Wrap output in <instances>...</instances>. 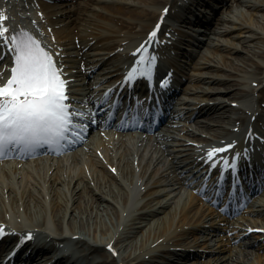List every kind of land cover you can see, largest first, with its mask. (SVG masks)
<instances>
[{
    "label": "bare ground",
    "instance_id": "6f19581e",
    "mask_svg": "<svg viewBox=\"0 0 264 264\" xmlns=\"http://www.w3.org/2000/svg\"><path fill=\"white\" fill-rule=\"evenodd\" d=\"M25 1L0 0V7H19ZM169 3L172 12L177 0H55L42 5L69 54L67 69L80 76L85 61L87 68L99 66L98 74L109 77L126 49L145 37ZM221 4L227 6L218 15L220 7H213L211 15L199 18L212 23L211 35L185 87L180 127L141 144L135 135L109 133L90 142L88 150L60 159L0 163V221L29 227L46 238L79 235L78 241L91 251L111 258L110 264H198L190 257L203 256L201 249L211 255L203 264H264V232L249 233L240 246H228L216 237L222 219L184 187L193 183L199 167L192 161L193 148L185 143L196 135L194 124L215 130L212 138H226L232 133L229 125L246 124V109L257 110L264 101V0L216 3ZM21 12L26 15L30 9ZM191 116L195 118L188 123ZM142 186L149 188L143 192ZM256 210L260 216L249 218L246 227L236 224L238 236L249 226L264 227V202ZM113 241L117 257L105 248ZM165 243L162 260L159 251ZM177 246L183 250H173ZM96 263L109 264L108 259Z\"/></svg>",
    "mask_w": 264,
    "mask_h": 264
},
{
    "label": "snow or ice",
    "instance_id": "6c2138e0",
    "mask_svg": "<svg viewBox=\"0 0 264 264\" xmlns=\"http://www.w3.org/2000/svg\"><path fill=\"white\" fill-rule=\"evenodd\" d=\"M164 12H167L166 8ZM7 19L0 10V53H3L0 59L10 54L13 60L10 75L0 82V158L13 153H35L42 145L53 146L59 152L65 141L78 143L84 139L87 125L74 123V120H95L90 111L77 109L68 102L63 60L58 61L28 30L21 28L9 34L4 23ZM158 29L159 24L148 34V40L135 50L136 53H142L150 43L158 42ZM57 56H62V53L57 52ZM156 59L155 53L141 55L135 60L136 67L127 73L126 82L137 76L150 78ZM2 76L3 72H0ZM161 84L165 85V82L161 81ZM249 136H252L251 132ZM232 147L233 144L211 147L205 159L215 167L213 158ZM239 156L240 153H235L236 158ZM219 159L228 164L227 157ZM232 166L235 167L234 164ZM4 234L5 227L0 225V236ZM25 238H31V233H27ZM107 247L111 249L112 245Z\"/></svg>",
    "mask_w": 264,
    "mask_h": 264
},
{
    "label": "rangeland",
    "instance_id": "374dc122",
    "mask_svg": "<svg viewBox=\"0 0 264 264\" xmlns=\"http://www.w3.org/2000/svg\"><path fill=\"white\" fill-rule=\"evenodd\" d=\"M238 55H240L241 53L239 52V53H237Z\"/></svg>",
    "mask_w": 264,
    "mask_h": 264
}]
</instances>
